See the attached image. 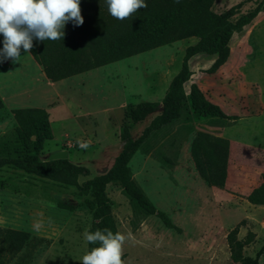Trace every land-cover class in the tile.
Wrapping results in <instances>:
<instances>
[{"label":"rangeland","instance_id":"1","mask_svg":"<svg viewBox=\"0 0 264 264\" xmlns=\"http://www.w3.org/2000/svg\"><path fill=\"white\" fill-rule=\"evenodd\" d=\"M241 2L244 6L232 23L261 0H216L213 10L222 13ZM197 42L185 39L56 83L40 81L34 72L38 82L29 99L3 100L0 157L22 154L12 111L42 108L53 139L44 142L40 160L67 152L72 164L90 172L78 177L80 186L106 175L122 150L123 127L137 138L152 119L133 124L127 120L128 112L141 102L163 100L182 68L186 49ZM230 48L228 62L212 74L208 70L216 55L193 57L185 91L188 95L191 85L197 84L211 102L239 119L195 117L187 109L180 121L154 134L130 162L135 183L177 229L167 228L156 216L140 214L119 184L106 188L118 230L129 237L123 245L125 264H234L227 236L235 229L239 240L249 242L244 256L255 257L264 247V206L246 199L264 180V8L251 25L233 34ZM198 132L233 139L236 150L224 189L208 187L194 168L190 145ZM85 198L93 195H79L68 176L53 181L13 166L0 168V232L13 229L32 237L20 252H13L0 236V264H81L88 252L83 233L93 221ZM59 203L76 209L62 210ZM39 220L43 227L36 230L33 224Z\"/></svg>","mask_w":264,"mask_h":264},{"label":"trees","instance_id":"2","mask_svg":"<svg viewBox=\"0 0 264 264\" xmlns=\"http://www.w3.org/2000/svg\"><path fill=\"white\" fill-rule=\"evenodd\" d=\"M215 2L216 0H145L146 8L139 9L128 19L118 20L109 14L105 0H81L83 25L74 26L69 21L62 40L41 42L33 39L30 54L43 68L47 79L53 83L185 39L196 38L198 42L186 49L182 68L171 81L163 100L141 102L128 112L127 120L133 124L152 119L137 138L133 137L127 126L123 127L122 150L106 175L80 186L77 184L78 177L90 174L86 167L74 165L68 159L40 160L44 142L53 139L48 113L42 108H19L12 111L17 123V149L21 148L22 154L18 157H0V168L13 166L27 174L53 181H60L64 176L73 179L79 195H93L92 199L85 198L83 202L92 213L93 221L88 230L90 232L104 228L110 229L114 234L119 232L112 214L111 201L106 195V188L111 183H117L123 188L140 214L156 216L167 228L177 229L168 215L158 211L135 183L130 162L154 134L180 121L187 109L195 117L232 122L239 119L228 115L218 104L211 102L197 84L191 85L189 94H186L185 84L191 78L189 61L200 54L216 55L208 73L212 74L222 68L231 55L233 34L257 19L264 8V0L239 17L235 23L231 19L241 13L244 2L222 13L213 10ZM3 108L4 102L0 97V110ZM190 154L194 168L204 183L208 187L224 189L228 179L229 140L198 132L191 142ZM161 160L170 163V159L163 154ZM247 201L254 206H264V180L252 190ZM58 207L69 212L76 209L75 205L64 203H59ZM0 236L4 247L13 252H20L32 239L29 233L13 229L1 231ZM248 243L238 239V229L228 234L230 259L234 264H260L264 247L255 257H246L243 249ZM97 246L98 244L88 243V252Z\"/></svg>","mask_w":264,"mask_h":264},{"label":"clouds","instance_id":"3","mask_svg":"<svg viewBox=\"0 0 264 264\" xmlns=\"http://www.w3.org/2000/svg\"><path fill=\"white\" fill-rule=\"evenodd\" d=\"M109 14L118 19L130 18L139 9L146 8L145 0H105ZM81 0H0V35L3 36V48L0 50V62L12 60L18 63L21 49L29 54L33 48V39L38 41L62 40L65 26L71 21L81 26ZM87 147V144L83 145ZM39 230L43 221L34 222ZM84 239L90 244H98L83 255L81 264H125L123 245L129 237L120 232L115 234L108 228L94 232L85 231Z\"/></svg>","mask_w":264,"mask_h":264},{"label":"crops","instance_id":"4","mask_svg":"<svg viewBox=\"0 0 264 264\" xmlns=\"http://www.w3.org/2000/svg\"><path fill=\"white\" fill-rule=\"evenodd\" d=\"M2 48H3V36L0 35V50H2ZM34 72L36 73L37 79H39L40 81L49 82L43 71V68L34 60L33 56L30 53L26 54L23 49H21V58L18 63H13L12 60L10 59L3 60L2 62H0L1 99L4 100L5 97L11 98L13 100L18 98L29 99V94L31 93L32 89L36 86L38 82L36 78H34L33 75ZM228 115H233V114H228ZM220 137L226 138L230 141V156H229V164H230L236 150L235 144L233 142V139L228 136H220ZM228 173H229V167H228ZM255 188H253L252 190H254ZM252 190H250L247 193L246 199L248 195L252 192Z\"/></svg>","mask_w":264,"mask_h":264},{"label":"water","instance_id":"5","mask_svg":"<svg viewBox=\"0 0 264 264\" xmlns=\"http://www.w3.org/2000/svg\"><path fill=\"white\" fill-rule=\"evenodd\" d=\"M68 156L67 152H60V153H56L54 155L51 156V160L50 161H54V160H66Z\"/></svg>","mask_w":264,"mask_h":264}]
</instances>
